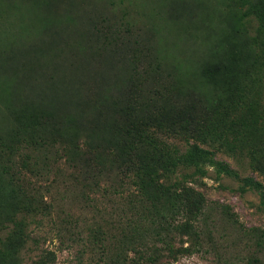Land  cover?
<instances>
[{"label":"trees","instance_id":"obj_1","mask_svg":"<svg viewBox=\"0 0 264 264\" xmlns=\"http://www.w3.org/2000/svg\"><path fill=\"white\" fill-rule=\"evenodd\" d=\"M63 2L24 1L38 14L36 20L59 29L60 38L49 37L45 45V52L52 53L43 55L52 59L67 49L76 58L88 55L87 59L96 61L118 55L124 67L114 80L98 82L88 77L86 82L78 76L82 61L66 65L73 70L75 82L68 85L65 78L58 83L51 79L48 91L55 96L47 101H43L47 92L41 88L32 89L31 95L18 91V79L27 75V69L33 72L34 63L24 71L0 73V264H20L28 240L27 218L40 206L31 190L14 179L21 171L32 172L28 165L31 151L39 153L43 166L48 164L50 136L58 134L60 142L68 143L62 145L61 159L71 169H78L71 173L75 181L100 188L90 170L96 169L98 175L115 171L114 191L117 187L119 193L126 192L120 197L121 210L143 212L149 230L180 233L194 230L207 205L202 193L188 184V177L205 175L206 167L211 166L217 174L238 178L227 162L215 159V151L233 157L247 153L253 157L257 151L253 140L258 141L256 134L264 117L258 88L264 74V0H223L217 41L203 54L195 52L196 58L188 57L197 66L192 67V81L186 83V90L177 88L182 86L188 65L172 71V78L153 75L150 68H168L164 50L156 47L145 55L149 67L138 71L137 52L121 37L116 23L104 24V17L99 18L101 22L90 19L89 27L76 32L77 19L69 8L61 11ZM177 5L182 8L185 0H177ZM205 16L200 14V18ZM206 20L209 23V16ZM40 28L35 36L40 37ZM157 35L161 42L163 34ZM10 44L5 42V47ZM58 91H69L64 107L55 101ZM84 119L87 124L81 122ZM52 130L55 134L49 133ZM168 130L184 136L185 149L163 138ZM89 149L95 151L91 156H87ZM37 164L34 160L33 169ZM10 169H14L12 173ZM243 182L264 189L252 177L243 178ZM222 212L230 213L226 206Z\"/></svg>","mask_w":264,"mask_h":264},{"label":"rangeland","instance_id":"obj_2","mask_svg":"<svg viewBox=\"0 0 264 264\" xmlns=\"http://www.w3.org/2000/svg\"><path fill=\"white\" fill-rule=\"evenodd\" d=\"M24 1L27 0H0V73L24 71L34 63L33 72L27 69V75L18 79V91L31 95L32 89L38 87L47 92L43 101L53 100L54 92L48 91L51 79L58 83L65 78L70 85L74 75L66 65L77 64L78 60L83 62L78 76L85 81L88 77L98 82L118 77L124 67L118 55L102 61L87 59L88 55L76 58L69 49L52 59L43 55L52 53L45 52V45L49 44V37L60 38L59 29L36 20L38 14ZM222 2L185 0L186 5L179 8L177 0H64L60 8L61 11L69 8L74 13L76 32L89 27L90 19L101 22L104 17L107 20L104 24L116 23L121 37L137 52L140 72L149 67L150 61L145 55L148 56L150 48H162L168 68H150V71L159 78H172V71L188 65L182 86L179 84L177 88L186 90L184 86L192 81L190 73L195 65L188 57L196 58L217 41ZM201 13L206 16L200 18ZM87 16L90 17L87 19ZM38 28L42 29L40 37L35 36ZM157 33L163 34L161 42ZM8 41L12 44L5 47ZM258 88L259 101L264 106V74ZM68 92L58 91L55 100L58 105L65 106L69 97L64 99V96ZM81 122L87 124L85 119ZM261 123V130L256 134L258 141L253 140L257 146L253 157L251 153L233 157L227 152L215 151V159L227 162L238 178L217 174L211 166L206 167L205 175L187 171L191 174L188 184L202 193L207 205L196 220L194 230L185 233L160 228L156 233L154 228L149 230L143 212L121 210L120 197L126 192L119 193L117 187L114 191L112 184L118 179L115 171L98 175L96 169L90 170L89 175L98 180L100 188L75 181L71 173L78 169H71L61 159L62 145L68 143L60 142L62 136L50 131L55 135L49 137V140L53 138L51 142L46 139L51 147L48 164L43 166L39 153L31 151L28 165L32 172L21 171L20 177L14 179L31 190L41 211L27 218L28 240L21 251L20 264H264V189H253L243 182V178L252 177L264 185V117ZM174 128L177 130V126ZM183 137L177 131L168 130L163 138L183 150L186 147ZM88 151L87 156L95 152ZM34 160L38 161L35 169ZM223 206L229 215H224Z\"/></svg>","mask_w":264,"mask_h":264}]
</instances>
